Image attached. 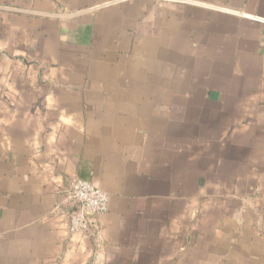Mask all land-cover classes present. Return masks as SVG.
Here are the masks:
<instances>
[{
    "label": "crops",
    "instance_id": "1",
    "mask_svg": "<svg viewBox=\"0 0 264 264\" xmlns=\"http://www.w3.org/2000/svg\"><path fill=\"white\" fill-rule=\"evenodd\" d=\"M0 264H264V0H0Z\"/></svg>",
    "mask_w": 264,
    "mask_h": 264
},
{
    "label": "built area",
    "instance_id": "2",
    "mask_svg": "<svg viewBox=\"0 0 264 264\" xmlns=\"http://www.w3.org/2000/svg\"><path fill=\"white\" fill-rule=\"evenodd\" d=\"M70 204L68 231L80 233L95 226V218L108 208V194L88 180L74 177L67 189Z\"/></svg>",
    "mask_w": 264,
    "mask_h": 264
}]
</instances>
